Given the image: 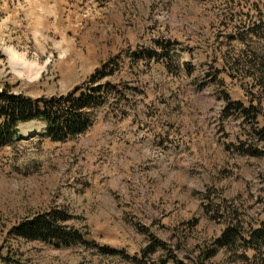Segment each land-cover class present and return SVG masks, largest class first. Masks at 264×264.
<instances>
[{
  "label": "rangeland",
  "instance_id": "rangeland-1",
  "mask_svg": "<svg viewBox=\"0 0 264 264\" xmlns=\"http://www.w3.org/2000/svg\"><path fill=\"white\" fill-rule=\"evenodd\" d=\"M159 44L169 58L142 59ZM110 59L125 95L86 134L55 143L28 124L40 135L0 149V260L264 264L245 241L264 225V0H0V87L67 95ZM51 209L96 246L12 235ZM230 226L242 238L220 247Z\"/></svg>",
  "mask_w": 264,
  "mask_h": 264
},
{
  "label": "trees",
  "instance_id": "trees-1",
  "mask_svg": "<svg viewBox=\"0 0 264 264\" xmlns=\"http://www.w3.org/2000/svg\"><path fill=\"white\" fill-rule=\"evenodd\" d=\"M167 50V51H166ZM166 55L169 58L168 48L158 45L156 50H147L142 59L155 60ZM115 59L107 63L89 78L88 81L76 87L67 95L54 97L32 98L22 93L13 92L9 86L0 87V149L15 143V137L21 135V127L28 124L44 126L46 138L55 143H66L86 134L94 126V112L106 106L113 94L125 95V90L112 81L115 75ZM242 113L249 117L258 118V111L245 109ZM264 142V131L257 132ZM255 157H264V152L254 154ZM71 216L59 209H51L48 212L36 214L32 218L14 226L11 230L15 238L29 242H43L54 245L57 248H70L74 246H96L89 235L70 227ZM237 226H230L218 240L220 247L230 248L238 239L242 238ZM250 246L258 245L264 250V225L250 233L245 239ZM157 248L165 249L164 243L155 241V245L149 249L155 253ZM257 251L256 247H253ZM261 249V248H258ZM106 255H116L119 252L112 249L102 250ZM203 256V257H202ZM195 260V264H206L214 254L204 252ZM135 261L138 262L137 259ZM0 264H13L12 258L6 256L0 260ZM161 264H186L174 256Z\"/></svg>",
  "mask_w": 264,
  "mask_h": 264
},
{
  "label": "bare ground",
  "instance_id": "bare-ground-1",
  "mask_svg": "<svg viewBox=\"0 0 264 264\" xmlns=\"http://www.w3.org/2000/svg\"><path fill=\"white\" fill-rule=\"evenodd\" d=\"M40 133V129L36 128V129H32L29 130L27 133L22 134L21 138H25L27 136H33V135H38Z\"/></svg>",
  "mask_w": 264,
  "mask_h": 264
}]
</instances>
